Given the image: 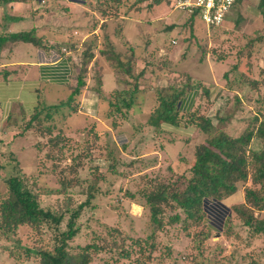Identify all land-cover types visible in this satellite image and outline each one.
Returning <instances> with one entry per match:
<instances>
[{
  "label": "rangeland",
  "instance_id": "1",
  "mask_svg": "<svg viewBox=\"0 0 264 264\" xmlns=\"http://www.w3.org/2000/svg\"><path fill=\"white\" fill-rule=\"evenodd\" d=\"M173 1L158 9L150 6L151 0L84 2L79 10L48 5L50 19L42 24L44 33L31 35L40 41L42 50L62 44L66 52L74 53L72 81L66 90L55 89L51 100L42 101L33 123L29 115L21 117L17 112L10 120H0V201L6 197L9 177H17L42 210H56L67 198L70 209L87 201L73 220L76 233L65 250L72 255L94 246L86 252L88 264H264V238L241 221L249 212L244 189H257L251 182V165L236 191L220 199L229 217L214 221V228L205 215L187 218L173 203L162 206L161 229L149 223L145 197L140 194L146 183L155 181L170 185V192H180L191 177L187 168L181 171L183 160L173 164V170L180 171L173 177L165 172L166 166L161 170L152 168L146 158L142 164L136 160L142 149L155 148L154 157L161 163L158 148H167V138L156 135L153 140V130L145 132L141 126L147 124L158 97L168 87H181L188 81L198 87L199 94L201 89L206 91L207 97L197 98L191 112L210 119L229 139L254 130L264 118V8H258L259 0H239L221 26L210 28L196 18L187 25ZM92 28L98 30L90 35ZM147 43L148 51L141 52ZM101 51L128 62L129 74L113 70V61L106 60ZM77 77L82 81L78 87ZM134 85L132 108L114 112L113 94L132 90ZM73 88L78 94L68 99ZM186 119L182 116L179 121L183 127ZM160 127L155 131L160 133ZM162 127L173 131L166 124ZM174 132L189 137L191 130ZM196 133L192 132L189 147L204 141L205 136ZM174 138L182 144L186 141ZM140 139L146 140L144 146ZM260 147L256 139L248 145L252 151ZM142 171H150L148 177ZM61 184L68 187L66 191ZM250 214L264 218V210H250ZM67 219L68 214L59 232L67 230ZM54 235L44 225L37 230L23 225L0 235V264H38L34 251H51Z\"/></svg>",
  "mask_w": 264,
  "mask_h": 264
},
{
  "label": "trees",
  "instance_id": "2",
  "mask_svg": "<svg viewBox=\"0 0 264 264\" xmlns=\"http://www.w3.org/2000/svg\"><path fill=\"white\" fill-rule=\"evenodd\" d=\"M109 1L96 0V2H104L106 4L110 3ZM169 1L151 0L150 6L159 8L163 3L169 5ZM9 2L24 3L26 0H0V4ZM258 8H264V0H259ZM185 17L187 18V25L191 26L195 17L193 15ZM167 30L171 31L172 27H168ZM2 40L0 38V42ZM7 40L28 43L35 48L40 46L38 39H35L31 33L9 35ZM87 50H89L91 56V48L89 46ZM100 54L106 60L113 61L111 63L113 70L124 75L129 74L130 64L128 62L122 63L111 52L109 54L101 51ZM81 84V79L77 77L76 87ZM135 90L136 87L134 85L132 90H123L121 93L113 94L116 103L110 104V106L114 107V112L132 108ZM166 90L162 96L158 97V105L151 111L146 126L152 127L153 130L164 124L175 128L181 125V122H179L181 117L186 116L187 119L183 123L184 126L197 130V133L204 135L205 139L200 144L191 145L189 150L184 153V157L190 164L186 174L188 173L191 177L187 179L182 191L170 192V185H156L155 181H151L152 184L148 181L145 187L141 189L140 194L143 193L145 197L150 225L154 226L156 230L161 229L159 216L163 212L162 206L173 203L182 210L187 218L197 216L200 219L205 215L209 221L210 228H214V221L226 220L229 217L228 209L221 204L220 199L230 196L236 191V184L246 180L248 175L247 168L248 165H251L253 169L250 175L251 182L254 186H257V189H244V202L249 212L244 217L242 216L241 221L252 233L261 235L264 238V218L257 219L250 214V210L257 212L264 210V118L258 122L256 118L254 119V123L257 122L254 130L246 131L235 139H229L225 134L214 128L210 119L197 114L195 111L191 112L195 100L203 95L206 96V91L201 89L202 91L199 94L198 87L193 88L188 81L181 87L171 86ZM77 94L78 89L73 88L70 90L68 99ZM41 104L37 100L36 105L29 114L32 123L37 119V110ZM10 118L7 120H10ZM252 139L259 141L261 146L259 150L252 151L248 148ZM188 142L186 140L185 144H188ZM120 148L124 150L125 145L121 144ZM109 168L110 172L114 174L113 167L110 166ZM165 172H170V169L165 170ZM186 174L183 175L186 176ZM146 175L148 177L149 174L146 173ZM170 175L173 177L176 172L171 171ZM141 178H144V176H141ZM5 185L7 189L6 197L0 201V235H9L23 225L34 230L44 225L55 231L56 235L53 236L51 251L42 249L34 251L38 258V264L89 263L90 257L86 252L89 249H96L94 246L83 247L79 253L72 255L65 250L67 242L76 233L72 228L73 220L77 217L78 212L87 205V201L79 204L76 209H70V202L67 198L62 206L56 210H42L38 207L35 196L22 185L17 177L7 178ZM61 185L62 190L66 191L65 189L68 187ZM90 188L92 187H88V189ZM88 198H90V195ZM66 214H68L65 224L67 230L59 232L58 227ZM172 220L175 221L176 218ZM149 238L151 240V237ZM144 244H147V242H144ZM112 246L115 247L116 245L112 244ZM152 246L153 244H150L149 248L152 249ZM124 257L127 258V254Z\"/></svg>",
  "mask_w": 264,
  "mask_h": 264
},
{
  "label": "crops",
  "instance_id": "3",
  "mask_svg": "<svg viewBox=\"0 0 264 264\" xmlns=\"http://www.w3.org/2000/svg\"><path fill=\"white\" fill-rule=\"evenodd\" d=\"M81 2V0H26L24 3L9 2L0 4V38L3 39L0 42V120H7L15 112L19 113L21 117L28 116L36 105L37 100L41 103L45 100H51L54 90H66L70 86L73 76L71 65L74 53L71 51L66 52V45L60 44L56 45V47L49 45L46 50H42L41 47L35 48L28 43L7 40V37L28 32L38 37L41 36L44 33L42 24L50 19L47 12L49 9L47 8H49L48 5L51 3H57L68 9L79 10L84 7V2L94 4L96 0H83ZM134 24L136 23L134 22ZM97 30L92 28L89 32L90 35L96 34ZM148 48L147 43L141 49V52L148 51ZM53 52L58 54L56 55L57 57H54ZM68 54L70 57H67ZM39 89H41L40 93H38ZM162 126L160 127L162 133H157L152 127L141 126V129L145 132L149 129L153 130V133L150 134L153 138L148 135L150 140H155L156 135L167 138V148L161 146L158 148L159 154L157 156L162 159L161 163H157L154 157L157 154L155 148L142 149L143 153L136 157L137 162L140 164L146 163V161H143L146 158V160L151 162L152 168L159 167L162 170V167L166 166V170L170 169V172H180L179 170H173V164H180L181 160H183L184 168L181 171L188 169V161L184 157V153L189 150V143L182 144L174 137L177 136L189 140L194 130L182 125L175 128L167 125L173 129L170 132ZM178 128L190 129V136L182 137L176 134L174 129ZM169 134H173L174 137L167 136ZM176 142H178V145ZM145 144L146 140L140 139V145L144 146ZM178 151H181L182 154H178ZM148 157L152 158L147 159ZM160 158L158 157V161ZM145 172L150 173V171H142L141 174Z\"/></svg>",
  "mask_w": 264,
  "mask_h": 264
},
{
  "label": "built area",
  "instance_id": "4",
  "mask_svg": "<svg viewBox=\"0 0 264 264\" xmlns=\"http://www.w3.org/2000/svg\"><path fill=\"white\" fill-rule=\"evenodd\" d=\"M238 0H174L181 15H193L206 28L221 26Z\"/></svg>",
  "mask_w": 264,
  "mask_h": 264
}]
</instances>
